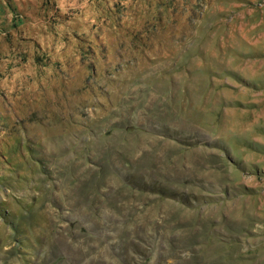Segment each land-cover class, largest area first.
<instances>
[{
	"label": "rangeland",
	"instance_id": "rangeland-1",
	"mask_svg": "<svg viewBox=\"0 0 264 264\" xmlns=\"http://www.w3.org/2000/svg\"><path fill=\"white\" fill-rule=\"evenodd\" d=\"M0 264H264V0H0Z\"/></svg>",
	"mask_w": 264,
	"mask_h": 264
}]
</instances>
